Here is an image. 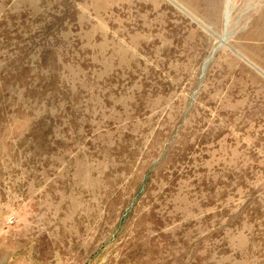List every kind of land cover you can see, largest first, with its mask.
Listing matches in <instances>:
<instances>
[{
    "label": "rangeland",
    "instance_id": "1",
    "mask_svg": "<svg viewBox=\"0 0 264 264\" xmlns=\"http://www.w3.org/2000/svg\"><path fill=\"white\" fill-rule=\"evenodd\" d=\"M0 0V264H264V0Z\"/></svg>",
    "mask_w": 264,
    "mask_h": 264
},
{
    "label": "bare ground",
    "instance_id": "2",
    "mask_svg": "<svg viewBox=\"0 0 264 264\" xmlns=\"http://www.w3.org/2000/svg\"><path fill=\"white\" fill-rule=\"evenodd\" d=\"M231 1L230 0H226V9H225V15H228L229 12V5H230Z\"/></svg>",
    "mask_w": 264,
    "mask_h": 264
}]
</instances>
